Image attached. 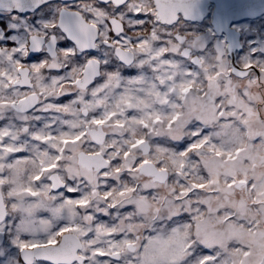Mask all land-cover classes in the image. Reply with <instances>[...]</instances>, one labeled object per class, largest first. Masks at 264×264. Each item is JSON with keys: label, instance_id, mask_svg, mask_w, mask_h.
<instances>
[{"label": "snow or ice", "instance_id": "snow-or-ice-1", "mask_svg": "<svg viewBox=\"0 0 264 264\" xmlns=\"http://www.w3.org/2000/svg\"><path fill=\"white\" fill-rule=\"evenodd\" d=\"M197 12L0 0V264H264V62Z\"/></svg>", "mask_w": 264, "mask_h": 264}, {"label": "rangeland", "instance_id": "rangeland-1", "mask_svg": "<svg viewBox=\"0 0 264 264\" xmlns=\"http://www.w3.org/2000/svg\"><path fill=\"white\" fill-rule=\"evenodd\" d=\"M210 10L212 11V9ZM209 17L206 16L201 21L194 23L190 22L185 24L181 22L171 32L179 33V29L183 28L180 34L188 37L186 41L187 46L192 49L194 55H198L206 61L211 62L222 52L229 64H231V59L227 54L225 35H216L212 29L211 19ZM247 20L238 23L240 24L239 28L243 31L242 41L245 49L241 54L235 56L238 65H242L249 60L264 62V17H257L249 22ZM231 25L230 28H232ZM196 37H199V40H196V47H192V41ZM200 45H203V47H200Z\"/></svg>", "mask_w": 264, "mask_h": 264}, {"label": "water", "instance_id": "water-1", "mask_svg": "<svg viewBox=\"0 0 264 264\" xmlns=\"http://www.w3.org/2000/svg\"><path fill=\"white\" fill-rule=\"evenodd\" d=\"M194 2L198 5V12L185 20L199 22L210 15L213 31L218 36L225 35L231 65L238 66L235 52L241 47L239 32L230 28V25L264 15V0H194Z\"/></svg>", "mask_w": 264, "mask_h": 264}, {"label": "flooded vegetation", "instance_id": "flooded-vegetation-1", "mask_svg": "<svg viewBox=\"0 0 264 264\" xmlns=\"http://www.w3.org/2000/svg\"><path fill=\"white\" fill-rule=\"evenodd\" d=\"M213 7L211 6L210 7V9H212ZM211 11V10H210ZM208 16H210V15H208ZM261 17H264V15H262V16H260V18ZM210 18V17H209ZM248 22L249 21H253L252 19H249V20H247ZM182 22H184L185 24H187V23H190V22H188V21H186L185 19L182 21ZM242 22V21H241ZM240 22V23H241ZM244 22V21H243ZM191 23H194V22H191ZM239 22H237V23H233L231 26H232V29H234V30H236L237 32H239L240 34H239V42H240V48L239 49H237L236 50V52H235V56H237L238 54H241L245 49H244V44H243V41H242V36H243V31H242V29H240L239 27V25L240 24H238ZM173 29H170L169 31H172ZM181 30H183V28H180L179 29V33L178 32H174V34H180L182 31ZM181 35V34H180ZM185 47L186 48H188L189 50H190V54H193V51H192V49L191 48H189L188 46H187V42H186V44H185ZM196 56H198V55H196ZM199 57V56H198ZM237 58V57H236Z\"/></svg>", "mask_w": 264, "mask_h": 264}]
</instances>
